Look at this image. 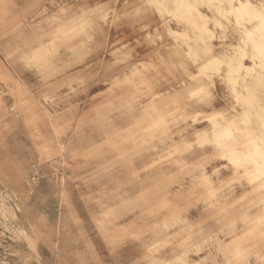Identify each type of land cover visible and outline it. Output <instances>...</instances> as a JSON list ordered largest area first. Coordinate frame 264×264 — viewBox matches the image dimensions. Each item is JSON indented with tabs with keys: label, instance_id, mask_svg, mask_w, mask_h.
<instances>
[{
	"label": "rangeland",
	"instance_id": "obj_1",
	"mask_svg": "<svg viewBox=\"0 0 264 264\" xmlns=\"http://www.w3.org/2000/svg\"><path fill=\"white\" fill-rule=\"evenodd\" d=\"M144 2L0 0L6 264H264V223L244 234L259 208L251 184L199 143L234 97L220 77L216 100L194 93L200 80L175 62L198 73L199 61L186 44L168 51L170 16L150 4V19L135 14ZM42 45L52 46L30 67L27 50ZM226 191L241 199L211 206Z\"/></svg>",
	"mask_w": 264,
	"mask_h": 264
},
{
	"label": "bare ground",
	"instance_id": "obj_2",
	"mask_svg": "<svg viewBox=\"0 0 264 264\" xmlns=\"http://www.w3.org/2000/svg\"><path fill=\"white\" fill-rule=\"evenodd\" d=\"M144 1L145 5L135 7V14L145 12L144 16L149 18L146 12H148L147 5L150 4L161 12L165 11V16H170L165 21V25L174 43L169 44L168 51L172 54L180 53V47L186 44L190 47L188 55L194 57L195 61H199L198 73L189 69L185 59L175 62L177 65L179 63L185 66L191 76L200 80V83L192 89L194 93L201 99L207 96L210 97L209 100H216V77H220L234 97L235 102L226 103V107L213 112L211 116L214 121V135L209 137L205 135V132L201 133L199 143L203 147H210L220 152L221 159L227 160L226 163H230L236 172L237 175H233L237 176L235 180L245 177L251 184L250 192L255 194L259 208L258 211L255 210V222L244 232L247 234L260 223H264V0ZM203 5L211 11V14L201 9ZM173 18L182 26L181 30L174 29L170 25ZM93 21L94 19H88L83 22L87 26V23L92 24ZM210 22L213 23L212 26ZM218 27L221 28V32ZM229 33L237 34L233 36L236 42L223 41ZM147 35L154 38L150 32ZM217 41L219 46L215 43ZM51 46L42 45L35 49H28L26 55L29 59L28 65L34 66L39 59L45 58ZM247 60H251V63L249 64ZM224 116L230 118L223 121L221 118ZM180 118L181 116L178 115L172 120L178 121ZM191 144L186 142L185 145L190 147ZM229 193L226 191L223 199L220 200L221 203H218L219 199L213 192L211 206H217L221 210L231 209L233 200L241 199V197L228 201ZM245 195L247 193L242 195L243 198ZM240 210H243L244 215L247 214L245 207ZM233 226L234 222L232 229L228 232L234 234L231 238L236 245L233 251L236 256H240L244 249L237 244L242 236L235 232L236 228L233 229ZM2 255L0 254V259H3ZM225 264L233 263L227 260Z\"/></svg>",
	"mask_w": 264,
	"mask_h": 264
},
{
	"label": "crops",
	"instance_id": "obj_3",
	"mask_svg": "<svg viewBox=\"0 0 264 264\" xmlns=\"http://www.w3.org/2000/svg\"><path fill=\"white\" fill-rule=\"evenodd\" d=\"M6 262L8 261L6 260V257L3 256V259H0V264H6Z\"/></svg>",
	"mask_w": 264,
	"mask_h": 264
},
{
	"label": "water",
	"instance_id": "obj_4",
	"mask_svg": "<svg viewBox=\"0 0 264 264\" xmlns=\"http://www.w3.org/2000/svg\"><path fill=\"white\" fill-rule=\"evenodd\" d=\"M4 256V255H3ZM5 257V256H4Z\"/></svg>",
	"mask_w": 264,
	"mask_h": 264
}]
</instances>
